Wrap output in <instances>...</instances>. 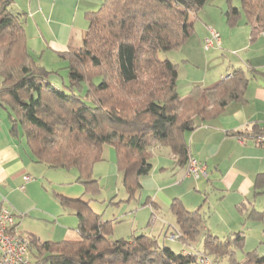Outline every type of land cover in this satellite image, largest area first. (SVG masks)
I'll return each instance as SVG.
<instances>
[{
  "label": "trees",
  "instance_id": "1",
  "mask_svg": "<svg viewBox=\"0 0 264 264\" xmlns=\"http://www.w3.org/2000/svg\"><path fill=\"white\" fill-rule=\"evenodd\" d=\"M234 1L227 0V23L234 27L244 17L255 39L264 29V0H240V8ZM208 2L105 0L89 13L82 45L57 53L67 73L61 86L60 71L42 66L31 53L24 14L11 11L13 0H0V104L9 111L13 137L25 143L35 163L78 170L77 182L94 194L101 191L95 165L105 161V146H112L129 200L141 193L157 150L169 148L175 164L189 165V134L243 100L249 82L236 68L213 88L196 86L185 97L178 94V66L160 53L183 48ZM255 187L263 193L264 174ZM57 197L77 217L80 239L24 235L30 264H201V256L214 264L233 261L246 240L244 232L219 238L208 231L203 251L184 254L145 233L112 239L113 222L103 220L89 201ZM171 212L179 228L172 235L191 243L205 224L204 213L186 210L180 200ZM242 264H264V255L249 252Z\"/></svg>",
  "mask_w": 264,
  "mask_h": 264
},
{
  "label": "crops",
  "instance_id": "2",
  "mask_svg": "<svg viewBox=\"0 0 264 264\" xmlns=\"http://www.w3.org/2000/svg\"><path fill=\"white\" fill-rule=\"evenodd\" d=\"M104 1L13 0L10 9L14 13L24 14V30L31 53L36 57L40 52V58H45L43 64L53 70L47 58L50 64L59 65L54 63L58 52L81 46L89 27V13L98 11ZM210 1L196 17L191 39L180 50L166 53L163 59L178 66V94L182 97L189 95L196 86L213 88L236 68L242 69L249 80L243 100L229 104L217 119L203 123L188 136L191 157L205 169L206 175L202 174L196 179L189 174L188 165L175 164L174 155L168 150L160 156H169L167 160L173 164L155 168L161 173L160 180L152 174L153 166L151 175L144 177L141 185L142 191L148 189L156 192L170 211L176 200H180L188 211L201 209L205 215V224L199 235L203 233V237H206L208 231L224 238L246 230L244 247L238 251L239 256L245 258L249 252L259 255L264 252V189L263 193L257 194L255 187L258 176L264 174V141L258 142L256 139H264V29L252 39L244 17L232 27L225 17L228 9L226 2ZM235 6L238 7L237 4ZM209 29L219 34L221 45L206 50ZM30 46H34V49ZM50 171L55 169L35 163L25 143L13 137L9 111L0 104V211L7 210L13 214H22L23 217L34 211L40 213L32 201V193L40 188V179L34 175L38 174L44 180ZM167 173H172L173 177V187L170 189H167L170 185H162ZM27 176L31 178L28 182L25 180ZM193 179L196 182V193L187 190L186 196L175 189ZM167 191L171 193L166 194ZM211 197H215V201L220 200L222 206H218L217 202L213 206ZM59 204L61 206L60 201ZM154 205L157 206L156 210L160 209L158 203ZM64 213L74 215L65 210ZM174 218L176 220L175 215ZM208 218L210 221L206 223ZM170 224L175 225L174 220H170ZM15 225L16 230L20 231L17 219ZM165 226L163 224L162 232ZM175 227L178 233L179 228ZM63 231L60 239H80L74 229ZM191 243L186 244L189 246ZM176 248L184 254L200 252L204 249V243L203 249L199 251H191L185 246Z\"/></svg>",
  "mask_w": 264,
  "mask_h": 264
},
{
  "label": "rangeland",
  "instance_id": "3",
  "mask_svg": "<svg viewBox=\"0 0 264 264\" xmlns=\"http://www.w3.org/2000/svg\"><path fill=\"white\" fill-rule=\"evenodd\" d=\"M212 1L213 0L210 2ZM221 1H225L228 6L227 0ZM236 4L239 8L241 7L240 0H235L234 6ZM214 5L219 6L220 4L214 3ZM30 48L34 49V46H30ZM165 54L166 53L161 52V58H165ZM36 55L38 63L46 67L43 64L45 58H40L41 53L39 52ZM47 61H49L47 63H49L50 67H53L56 69V71H60L59 75H57V84L62 86L63 83H67V73L65 70H63L64 64L60 61V59L58 57L56 58L54 63H59V65L57 64L56 66H54L55 64H50L51 61L48 58ZM63 76L65 79H63ZM168 150L170 149L164 148L162 151H156L152 160L154 166L152 174L157 177L158 180H160L159 176L161 173L155 168L157 166H171L173 164L172 161L170 162V160H167L169 159V156H160V154H163ZM103 156L105 161L97 163L94 168V178H97L101 185L100 193H87L85 184L77 182L79 173L76 169L50 171V175L44 177V180L43 177L41 178L38 176V174H35L34 177L40 179V188H36V190L32 193V201L41 212L38 213L34 211L30 214L27 213L24 217L22 214H15V219H17L18 223H20V231L23 233V235L27 236L30 233L38 236L43 241L57 242L64 240L60 239L63 236L64 229L76 230L78 226L77 217L74 215H69L68 213H64V210L59 204V199H57V195H63L64 197L70 199L80 198L89 201L92 209L103 216V220L112 221L113 230L110 235V238L112 239L129 238L135 233L142 232L157 237L162 245L164 244L172 247L175 252L179 251L176 246H178V248L180 246H185L186 248H190L191 251H199L200 249H203V243L205 239V237H203V233L192 240V243L189 246V243L186 244L177 239H173L172 234H174L176 230L175 226H177L176 220L169 207H167L165 204V201L160 196H158L156 192L146 189V191H142L134 199L129 200L127 191L123 184V173L119 171L117 166L115 149L112 146H105ZM171 175L172 173H167V175L165 174V183L162 184L170 185L167 189L173 187L171 185L173 178ZM195 185L196 182L193 179V181L185 182L183 185H180L175 189L179 192L182 191L187 196V190H191L193 194L196 193ZM168 191L166 194L171 193H168ZM211 198L213 199V206L216 205V202L218 206H222L220 200L215 201V197ZM217 199H220V197ZM155 202L160 205L159 210H156L157 206L154 205ZM208 205L209 200H207V206ZM169 219L171 221L174 220L175 225L170 224ZM209 221L210 219L208 218L206 223ZM213 223L217 225L215 221H213ZM163 224H166V226L162 232L161 229ZM169 224L171 225L170 227H168ZM166 231H168V233ZM165 232L167 233V238ZM53 237L55 238L53 239ZM262 253V255H264V252ZM239 255L240 254L237 252L233 261L225 258L222 260H217L214 262V264H242L245 258Z\"/></svg>",
  "mask_w": 264,
  "mask_h": 264
},
{
  "label": "built area",
  "instance_id": "4",
  "mask_svg": "<svg viewBox=\"0 0 264 264\" xmlns=\"http://www.w3.org/2000/svg\"><path fill=\"white\" fill-rule=\"evenodd\" d=\"M210 37L206 39L205 49L210 50L214 46L221 45L219 34L213 29H209ZM258 142L264 141L263 138L257 137ZM189 174L196 179L206 175L205 169L200 167L194 158L189 161ZM28 182L30 177H25ZM15 214L7 211H0V264H30L29 242L23 233L16 230ZM173 239H177L179 234L173 235ZM201 264H213L208 256H201L199 259Z\"/></svg>",
  "mask_w": 264,
  "mask_h": 264
}]
</instances>
